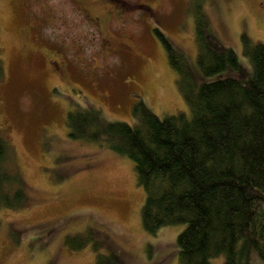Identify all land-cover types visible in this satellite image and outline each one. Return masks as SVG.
<instances>
[{
    "label": "rangeland",
    "instance_id": "rangeland-1",
    "mask_svg": "<svg viewBox=\"0 0 264 264\" xmlns=\"http://www.w3.org/2000/svg\"><path fill=\"white\" fill-rule=\"evenodd\" d=\"M87 1L103 11L124 6L109 24L115 44L109 51L75 0H0L6 71L0 122L27 191L25 205L0 208V264H95L97 252L118 264H180L177 235L185 225L147 231L145 191L132 159L106 143L69 136L67 112L89 106L106 120L132 123L140 98L159 116L189 112L154 27L184 50L197 85L196 5L202 4L210 32L251 69L242 34L264 43V0ZM40 8L49 20L43 24L31 18ZM45 47L58 52L53 63L41 53ZM211 264H224V256Z\"/></svg>",
    "mask_w": 264,
    "mask_h": 264
},
{
    "label": "trees",
    "instance_id": "trees-1",
    "mask_svg": "<svg viewBox=\"0 0 264 264\" xmlns=\"http://www.w3.org/2000/svg\"><path fill=\"white\" fill-rule=\"evenodd\" d=\"M194 17L197 85L184 50L154 27L189 112L159 116L140 98L131 123L106 120L99 109L81 106L67 112L68 135L106 143L132 159L145 191L144 228L154 233L185 225L177 235L180 264H211L220 255L224 264H264V43L242 34L250 69L210 32L202 4ZM5 72L0 45V83ZM26 201L15 148L0 122V208ZM66 243L75 246L71 237ZM118 262L96 253L95 264Z\"/></svg>",
    "mask_w": 264,
    "mask_h": 264
},
{
    "label": "flooded vegetation",
    "instance_id": "flooded-vegetation-1",
    "mask_svg": "<svg viewBox=\"0 0 264 264\" xmlns=\"http://www.w3.org/2000/svg\"><path fill=\"white\" fill-rule=\"evenodd\" d=\"M103 1L104 0H94V2H103ZM106 1H109V0H106ZM75 2L80 4V9H81L80 13L82 15L86 16V18L89 21H92V23L97 26L99 32L101 33V39H102V43H103V46L105 47V49H107L109 51V50H111L112 47H115V44L113 42L114 38L112 37V35L110 34V31H109V24L111 23L114 16H122V14L124 12V6L120 5L118 8H117V6H115L113 10H111L110 8H104L106 11L105 10L103 11V10H96L94 8V5H91V2H93V1L75 0ZM40 6H43V5L40 4ZM32 14H34V16H36V19H39L40 21H42V24H43V22L49 21L48 18L46 17V11L43 9H41L39 13L37 11H36V13L32 11L31 18H32ZM115 42H116V40H115ZM116 43H118V42H116ZM41 53L43 54L44 57L49 58V61L51 63H53V60L50 59L52 55L55 57L56 56L59 57L58 52H56V51H53V52L50 51L49 52L46 47L42 48ZM58 62H56V66H57V68L60 69ZM61 65L63 66L62 62H61Z\"/></svg>",
    "mask_w": 264,
    "mask_h": 264
}]
</instances>
